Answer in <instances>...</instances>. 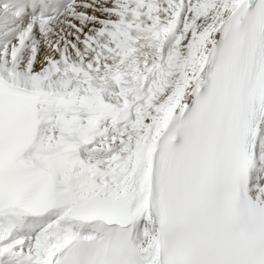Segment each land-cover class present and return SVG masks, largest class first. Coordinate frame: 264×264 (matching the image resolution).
<instances>
[{
	"label": "snow or ice",
	"instance_id": "6c2138e0",
	"mask_svg": "<svg viewBox=\"0 0 264 264\" xmlns=\"http://www.w3.org/2000/svg\"><path fill=\"white\" fill-rule=\"evenodd\" d=\"M0 264H264V0H0Z\"/></svg>",
	"mask_w": 264,
	"mask_h": 264
}]
</instances>
